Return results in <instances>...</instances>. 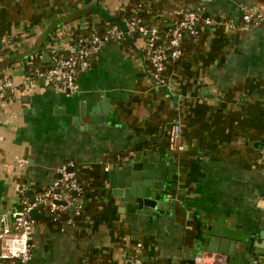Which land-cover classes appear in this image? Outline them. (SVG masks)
<instances>
[{
  "label": "crops",
  "instance_id": "crops-1",
  "mask_svg": "<svg viewBox=\"0 0 264 264\" xmlns=\"http://www.w3.org/2000/svg\"><path fill=\"white\" fill-rule=\"evenodd\" d=\"M130 4L0 0V76L20 83L45 70L56 53ZM143 4L157 24L170 23L183 7L200 16L197 33L184 35L183 54L166 70V87L153 85L145 37L136 36L105 45L73 93L41 84L0 102V231L22 198L50 185L69 160L87 189L84 225L69 223L70 211L53 220L38 209L28 264H125L137 243L150 264H196V256L212 252V236H264V21L240 28L242 7L259 5L264 14V0ZM95 109L99 120L92 123ZM173 122L181 148L169 145ZM115 153L128 157L113 164ZM144 155L164 163L169 204L153 214L128 213L110 193L108 171Z\"/></svg>",
  "mask_w": 264,
  "mask_h": 264
},
{
  "label": "built area",
  "instance_id": "built-area-1",
  "mask_svg": "<svg viewBox=\"0 0 264 264\" xmlns=\"http://www.w3.org/2000/svg\"><path fill=\"white\" fill-rule=\"evenodd\" d=\"M200 20L197 9L191 7L180 8L177 17L169 26L165 34V42H161L157 25H145L140 19L133 17L124 20L122 26L106 22L100 30L93 26L91 30L82 34L75 40L71 50L67 54L53 56V64L45 70H36L25 75L20 83H16L10 77L0 76V102L12 100L17 94L30 91L38 85L58 88L68 93L77 90L78 76L86 71L92 59L108 43L121 42L127 36L138 34L145 37L142 50L148 61L147 74L153 85L157 88L166 87L169 83L166 70L168 66L177 61L181 55V39L183 35H195L196 25ZM264 21L262 7L259 5H245L242 7L240 28L245 30L253 24ZM206 23L212 20L205 19ZM180 125L171 123L169 132V145L181 148L178 145ZM24 165V162H20ZM109 167V165H107ZM58 177L53 182L39 191L34 201L22 198L20 207L15 210L11 225L3 223L0 231V259L17 260L19 264H28L31 257L29 235L35 223L30 216L33 208L42 206L52 214L53 220L58 219L61 213L68 212L73 207V218L82 210V199L79 197L83 183L76 170V164L69 160L58 167ZM25 188H21L23 191ZM5 220L4 218L2 219ZM69 223L74 222L71 218ZM141 244L137 243L135 249L125 256V264H150L140 256ZM196 264H229L227 255L221 252H207L198 255L194 259ZM83 264H90L84 260ZM250 264H264V253L253 255Z\"/></svg>",
  "mask_w": 264,
  "mask_h": 264
},
{
  "label": "water",
  "instance_id": "water-1",
  "mask_svg": "<svg viewBox=\"0 0 264 264\" xmlns=\"http://www.w3.org/2000/svg\"><path fill=\"white\" fill-rule=\"evenodd\" d=\"M80 116L85 115L81 109ZM97 109L92 115H89L90 121H98ZM77 120L74 123L77 124ZM166 172L164 163H155V158L150 155L134 157L118 168H112L108 171V186L112 197L117 200L118 205L128 213L153 214L157 208H165V196L169 193L164 185L166 181ZM29 201H34L31 195ZM39 206L30 211V216L35 218ZM73 207L68 211L72 212ZM49 213L48 209H45ZM242 244L241 252L237 251V245ZM209 251L221 252L227 255L229 264H250L253 255L264 253V236L260 232L258 236L250 235L243 240H234L226 237L212 236L209 241ZM239 259V263L235 260ZM19 264V262H17Z\"/></svg>",
  "mask_w": 264,
  "mask_h": 264
},
{
  "label": "trees",
  "instance_id": "trees-1",
  "mask_svg": "<svg viewBox=\"0 0 264 264\" xmlns=\"http://www.w3.org/2000/svg\"><path fill=\"white\" fill-rule=\"evenodd\" d=\"M133 17L139 18L140 21H141V23H143L145 25H157L158 26V29H159V35L161 37V42L162 43L165 42V40H166L165 39V34H166L167 30L169 29L170 23L172 21L170 23H166L165 25H163V24H157L156 23V20L153 18V15L151 13H146L145 12L143 0H131V4L130 5H128L125 9L121 10L114 17L109 18L108 22H110L111 24H117L119 26H122L123 23H124V20L130 19V18H133ZM104 27H105V24H101V25L98 24V25H96V28H98L100 30H102ZM88 32H86V33H88ZM86 33H84V34H86ZM136 36H140V35L135 34V35H133L131 37H125L124 39L121 40V42L126 41L127 38H132L133 39ZM183 37H184V35H183ZM181 41H182V39H181ZM180 46H181V43H180ZM181 50H182V54H183L182 47H181ZM67 53L68 52L63 53V54H67ZM60 54H62V53H59L58 55H60ZM127 157H128V154L127 153H117V154L115 153V154H111L110 155V158H111V161L110 162H113V164L118 163V162L120 163V162L124 161L125 158H127ZM78 177L81 180L83 178V175L80 174V173H78ZM81 187H82V191H81L79 197L82 200H87V197H86V193H87L86 192L87 191L86 184L85 183H81ZM67 213L68 212H64V214H61L60 218L62 217V218H66L67 219L68 218ZM84 213L85 212H83V210H81L80 214L78 216H75L73 218V221L75 223H77V225H84L85 220H86V217H85V214ZM241 251H242V248H241V250L239 252H241ZM108 264H110V263H108Z\"/></svg>",
  "mask_w": 264,
  "mask_h": 264
},
{
  "label": "rangeland",
  "instance_id": "rangeland-1",
  "mask_svg": "<svg viewBox=\"0 0 264 264\" xmlns=\"http://www.w3.org/2000/svg\"><path fill=\"white\" fill-rule=\"evenodd\" d=\"M238 227H239V229H240V228H243V225L240 224ZM243 239H244V238H243Z\"/></svg>",
  "mask_w": 264,
  "mask_h": 264
}]
</instances>
